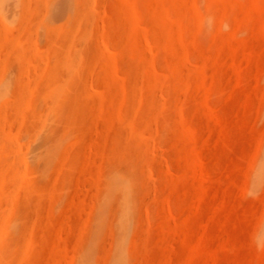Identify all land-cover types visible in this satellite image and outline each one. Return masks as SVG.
<instances>
[{
	"label": "rangeland",
	"instance_id": "1",
	"mask_svg": "<svg viewBox=\"0 0 264 264\" xmlns=\"http://www.w3.org/2000/svg\"><path fill=\"white\" fill-rule=\"evenodd\" d=\"M0 264H264V0H0Z\"/></svg>",
	"mask_w": 264,
	"mask_h": 264
}]
</instances>
